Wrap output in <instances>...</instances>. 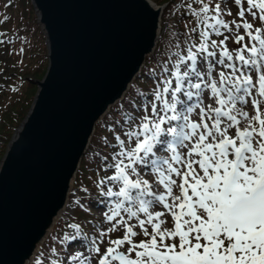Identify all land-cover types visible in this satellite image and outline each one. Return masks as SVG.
<instances>
[{
  "label": "snow or ice",
  "instance_id": "obj_1",
  "mask_svg": "<svg viewBox=\"0 0 264 264\" xmlns=\"http://www.w3.org/2000/svg\"><path fill=\"white\" fill-rule=\"evenodd\" d=\"M170 15L183 27L166 26L146 86L104 125L71 231L36 264H264V0H179Z\"/></svg>",
  "mask_w": 264,
  "mask_h": 264
},
{
  "label": "water",
  "instance_id": "obj_2",
  "mask_svg": "<svg viewBox=\"0 0 264 264\" xmlns=\"http://www.w3.org/2000/svg\"><path fill=\"white\" fill-rule=\"evenodd\" d=\"M48 67L0 162V264H32L68 203L96 124L154 53L166 4L32 0Z\"/></svg>",
  "mask_w": 264,
  "mask_h": 264
},
{
  "label": "rangeland",
  "instance_id": "obj_3",
  "mask_svg": "<svg viewBox=\"0 0 264 264\" xmlns=\"http://www.w3.org/2000/svg\"><path fill=\"white\" fill-rule=\"evenodd\" d=\"M156 2L158 4H168L162 18L164 22L162 32L166 34L170 32V29H167L166 26L169 24L175 26L177 18L173 15H170L168 0H157ZM7 3L8 0H0V20H3L5 15L9 18L7 22L0 24V32L5 33L6 36L12 38L11 44L7 45L6 47L0 46V137L3 134L2 145L0 143V160L4 155L6 145L13 131L21 122H14L12 126L8 127L10 121L15 115V109L19 107L16 105V103L20 101V98L26 99L30 92L32 93V101L37 90L36 83L32 82L33 85L30 86V81L27 80V78L25 79V77L30 76L41 79L46 70V62H37L39 57L36 55H31L29 52H27L30 42L38 39L40 43L44 44L43 50L44 53H46L45 36L41 30V27L37 23V16L35 14L31 0H12L11 5L5 7ZM180 25L183 27L182 24ZM26 36H29L30 38L27 44L23 43L24 40L22 41L18 39V37L25 38ZM22 47L25 49V51L23 54H19V49ZM34 70H38L40 73L34 74ZM135 85L136 83L132 86V88ZM145 86V81L141 79L139 87ZM107 134L108 132H106L105 128L100 129L99 127L93 137V145L95 146L94 150L98 147L99 137L101 135ZM94 171L95 165L92 162L91 156L88 155L84 157L81 163L80 173H78L79 178L77 180L76 187L73 189L71 194V201L73 199V192L78 188L80 180L84 179L85 182H87L86 178L93 175ZM70 204L65 211V217L71 220L73 216L68 212ZM99 215L100 207H93L92 216L99 217ZM88 218L91 219L92 217L89 216ZM70 220L66 221L70 222ZM62 235H64V232ZM139 239H143V237L141 236Z\"/></svg>",
  "mask_w": 264,
  "mask_h": 264
},
{
  "label": "trees",
  "instance_id": "obj_4",
  "mask_svg": "<svg viewBox=\"0 0 264 264\" xmlns=\"http://www.w3.org/2000/svg\"><path fill=\"white\" fill-rule=\"evenodd\" d=\"M155 1H157V0H155ZM168 1H169V7H170L171 3H173V2H179V0H168ZM163 24H164V22H163ZM175 27L182 28V26L180 24H178V21L175 22ZM168 36H169V32L166 33V34H164V33L162 34V36H161V38L159 40V43H158V46H157V49H156L155 53L153 55H151L150 57L147 58L146 64H145L144 69H143V72H142V76L146 72V70L153 65L154 60L155 59H159L161 48L162 47H164V48L167 47ZM29 40H30L29 36H26L23 43L27 44L29 42ZM43 48H44V44L40 43L38 41V39H37L35 41H31L30 42V45H29V47L27 49V52H29V54H31V55H36L37 57H39V59H38L37 62H40V63L46 62V66H47V53H44ZM39 73H40V71L34 70V74H39ZM26 78H27V80H29L28 77H25V79ZM10 79H12V78H10ZM32 80L33 79L29 80L30 81L29 82V85L30 86L33 85L32 84ZM16 83H17V81H16ZM139 84H140V80H138L136 82V85L134 87H139ZM133 88L127 94V96L124 98V100H126L128 98V96L131 94ZM31 98H32V93L30 92V94L28 95V97L26 99L20 98V101L18 103H16V105H18L19 107H17L15 109V115L13 116V119L10 121L8 127L9 126H12V124L14 122L21 121L23 119V117L25 116V114H26V112H27V110H28V108H29V106H30V104L32 102L31 101ZM121 103H119V104H121ZM119 104H117V105H119ZM117 105L115 107H113L111 109V112L105 117V119L101 123H99V125L97 126V130L99 129V127H100V129L101 128H104V125L106 123H111L110 117H111L112 113L116 110ZM106 132H107V130H106ZM107 135L110 136L109 133ZM0 143L2 145V135L0 137ZM93 144L94 143L92 141V145H91V147H90V149H89V151H88V153H87L86 156H88V155L91 156L92 152L94 151L95 146ZM83 216H84V214H80V216H78L79 219L82 222H84V220H85V219H83ZM60 224H62V226H65V224H66L65 219L62 220L60 222Z\"/></svg>",
  "mask_w": 264,
  "mask_h": 264
}]
</instances>
